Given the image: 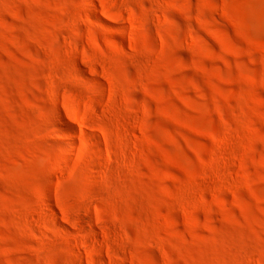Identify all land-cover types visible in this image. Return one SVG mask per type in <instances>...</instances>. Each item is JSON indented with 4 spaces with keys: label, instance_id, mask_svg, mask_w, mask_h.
Returning a JSON list of instances; mask_svg holds the SVG:
<instances>
[{
    "label": "rangeland",
    "instance_id": "1",
    "mask_svg": "<svg viewBox=\"0 0 264 264\" xmlns=\"http://www.w3.org/2000/svg\"><path fill=\"white\" fill-rule=\"evenodd\" d=\"M0 264H264V0H0Z\"/></svg>",
    "mask_w": 264,
    "mask_h": 264
}]
</instances>
